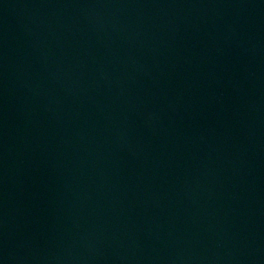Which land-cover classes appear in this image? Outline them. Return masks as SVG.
<instances>
[{
	"label": "water",
	"instance_id": "1",
	"mask_svg": "<svg viewBox=\"0 0 264 264\" xmlns=\"http://www.w3.org/2000/svg\"><path fill=\"white\" fill-rule=\"evenodd\" d=\"M0 264H264V0H0Z\"/></svg>",
	"mask_w": 264,
	"mask_h": 264
}]
</instances>
